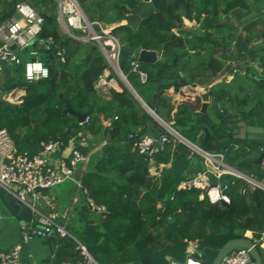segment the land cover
I'll list each match as a JSON object with an SVG mask.
<instances>
[{"label":"trees","instance_id":"16d2710c","mask_svg":"<svg viewBox=\"0 0 264 264\" xmlns=\"http://www.w3.org/2000/svg\"><path fill=\"white\" fill-rule=\"evenodd\" d=\"M29 1L45 17L40 38L52 40L51 48L43 49L41 56L50 73L37 82H29L25 75L26 57L18 64L1 61L0 128L7 129L18 153H37L42 141L61 140L67 146L72 138L78 144L81 136H87V144L80 148L93 154L82 175L83 196L71 211L67 228L93 257L101 264H170L172 259L180 260L186 251V239H198L204 253L231 239L246 237L247 232L252 238L261 239L264 189L232 174L220 178L211 175L213 184H228V205L211 204L207 196L201 198L197 188L178 189L183 179L203 171L205 165L198 152L172 135L163 151L155 155L156 164L164 166L152 174L138 142L147 134L161 135L167 129L122 81V90L111 88L109 94L102 93L96 84L109 64L100 47L93 41L63 36L54 0ZM84 1L80 0L81 5ZM261 2L176 0L146 17L136 29L114 24L113 32L121 44L122 71L141 98L192 143L207 151L224 153L228 164L264 183V167L258 170L256 163L264 149V138L251 135L242 139L233 132L241 119L264 126L257 109L264 104L257 96L264 98V82L253 77L256 93L238 82V72L229 82L224 79L214 83L222 73L234 71V63L228 62L231 55L238 54L239 58L260 65L264 62V46H250L251 38L258 37L259 32L264 36L257 29L261 18L246 26L251 32L247 38L237 34L230 21L241 23L252 9L264 12ZM90 4L113 16L103 20L105 23H114L130 12L137 0H97ZM0 5L1 22L14 8L9 0H0ZM87 16L91 21L100 20ZM185 18L200 22L203 33L185 27ZM233 43L237 51L228 55ZM206 45L213 52L203 54L200 48ZM143 49L158 52L156 59L140 60ZM219 51L222 54L217 56L215 52ZM136 60L147 74L145 81L139 71L133 70L132 61ZM188 84L206 85L209 99L198 93L194 99L181 96L173 101L167 95L172 90L184 94L182 88ZM16 88L26 91L21 102L3 98ZM67 104L89 116L90 121L81 123L75 114L66 112ZM88 196L107 207L104 219L90 209ZM51 237L55 255L42 264L76 263L84 258L73 237Z\"/></svg>","mask_w":264,"mask_h":264},{"label":"built area","instance_id":"2783aa9c","mask_svg":"<svg viewBox=\"0 0 264 264\" xmlns=\"http://www.w3.org/2000/svg\"><path fill=\"white\" fill-rule=\"evenodd\" d=\"M9 1L12 2L14 12L0 22V61L9 64L21 63L23 57L19 53L25 52L26 79L29 82H37L48 77L50 73V67L46 60L39 57V51L50 49L52 44L51 39L40 38L45 17L29 0ZM54 1L58 8L57 20L61 32L77 41L96 42L107 61L118 72L121 44L118 36L113 32V26L109 27L97 20L91 21L83 10L80 0ZM2 15L3 8L0 7V17ZM129 15L131 12L127 13L125 17ZM76 30H80L81 33H77ZM14 45L16 48H13ZM132 65L133 70L139 71L142 81H145L147 74L138 70V60L132 61ZM96 86L105 94H109L113 88L104 75L100 77ZM206 88L208 87L205 85L188 84L182 88V92L188 98L194 99L198 93H205ZM178 93L181 95L180 92ZM89 121L90 117L86 116L84 122L88 123ZM110 124L111 122L108 121L107 125ZM166 129V133L161 135L147 134L138 142L139 152L145 155L149 161V170L152 174L158 173L159 168L164 166L163 163L156 164L155 155L163 151L165 144L170 141L171 135L182 141L175 134L174 128ZM72 139L67 146H64L61 140L42 141L41 151L18 153L15 142L7 129L0 128V190H4L19 203L30 208L32 213L30 221L22 225L23 242H30L36 237L46 238L53 234L71 236L77 240L67 228L71 212L59 220L56 214L46 212L39 206L42 200H46L47 203L50 202L53 196L49 190L55 185L75 177L78 187L81 188L82 175L91 161L93 152L84 153L80 148V146L87 144V136H81L78 144L75 139ZM184 143L204 158L205 169L183 179L178 184V189H200L202 198L207 196L211 204H221L222 200L230 203V196L226 192L228 184L221 182L213 184L211 175L220 178L223 174H232L246 179L254 187L258 186L248 177L237 173L235 168L226 161L224 153L207 151L201 147L195 149L190 144ZM66 150H68L67 153H65ZM77 174H79L78 178H76ZM87 204L102 219L105 218L107 211L105 205L98 204L90 196L87 197ZM2 221L3 215L0 213V224ZM246 235L252 238L250 232H247ZM252 240L259 246L260 243H264V235L261 239L252 238ZM186 241L190 247V253L186 259L183 261L172 259L170 264H204L202 253H198L200 241L198 239H186ZM77 242L84 258L76 263L64 261L62 264H101L83 243L79 240ZM55 248L57 249V246ZM21 249V244H16L9 250L0 249V264H28L22 261ZM54 255L55 253L53 257ZM29 256H32L31 253ZM219 264L257 263L252 257L250 249L239 247L225 255Z\"/></svg>","mask_w":264,"mask_h":264},{"label":"crops","instance_id":"0c3cea01","mask_svg":"<svg viewBox=\"0 0 264 264\" xmlns=\"http://www.w3.org/2000/svg\"><path fill=\"white\" fill-rule=\"evenodd\" d=\"M258 18H261V21L264 19V12L259 13L257 15ZM257 17L249 20L247 23H241L240 25L242 26L240 31L237 34H240L241 36H243L244 38L247 37H251V32L250 30H248L246 28V26L248 24H251V22L255 19H257ZM195 22V20H193ZM192 21V22H193ZM192 22L189 19H184V25L185 27H187V24H191ZM197 22V21H196ZM199 23V22H198ZM193 28V27H190ZM236 28H238V24L236 23ZM257 29L260 30L262 33H264L262 24L260 23L257 26ZM259 36L255 37V38H251V43L250 46L252 45H258L264 46V36L259 32ZM237 51V47L234 46V43L231 45V47L229 48V50L227 51L228 55H231L232 52H236ZM236 57L238 59V54H235ZM250 63V65H253V67H255V71L252 73V76L257 78V79H261L264 77V66L263 63L260 65L256 62H253L250 59H247ZM258 66H261L260 69H258ZM246 72V71H244ZM236 73V72H235ZM235 73L233 72H225L222 73L221 75H219L216 80L214 81V83L220 82L221 77H226V81L229 82L231 81L234 76ZM243 73V71H242ZM228 74V75H226ZM245 74V73H244ZM243 74V75H244ZM106 79L108 80L109 84L113 86V88L117 89V90H122V87L120 85V82L122 81L120 75L118 74V72L115 69L112 68H108L105 70L104 74H103ZM224 80V79H223ZM123 82V81H122ZM246 89H248V87H246ZM250 91V90H248ZM171 92H174L171 91ZM175 93L178 94L177 91H175ZM255 93V92H254ZM257 109H259L260 113H261V118L264 119V104L263 105H258ZM260 118V116H259ZM242 120V119H241ZM240 120V121H241ZM238 121L236 123V127L238 128V123L240 122ZM234 128V129H235ZM250 136H248L247 138H249ZM244 139V138H242ZM68 150L65 151V153H67ZM234 168V167H233ZM236 169V168H235ZM80 174V173H79ZM79 174L76 175V178L79 177ZM75 178V177H74ZM72 178L67 180V186L69 187V191L67 195H62L63 197L66 196L68 198V203L67 202H61V200L54 194V190L53 187L52 189L49 190V193L52 194L53 198L51 200H53V205H52V209H55V214L58 216L59 220L63 219V216L68 215L71 211H73V208L75 207V205L77 204V202L82 198L83 196V191L81 190V188L78 187V184L76 182V180ZM76 186V187H75ZM12 197H7L6 201L4 202V204H0V206H6L8 207L9 210L7 215H4L1 211L0 213L3 215V221L6 218V220L11 219L13 220V223H10V221H6L0 224V235L3 234L4 239H0V249L2 250H9L12 247H14L16 244H21L22 249H21V258L22 261L28 264H42L44 262L45 259L52 257L53 256V252L54 249L52 248L51 245V236L43 238V237H36L35 239H33L30 242H23L22 240V225L24 223H28L30 221L31 218H26L24 216H21L18 212H16L13 207L11 205H9V200H11ZM67 203V205H65ZM61 211V212H60ZM43 239H46V241L44 242ZM31 253L32 256H29V254ZM31 259H33L31 261ZM32 262V263H31ZM53 264V263H51Z\"/></svg>","mask_w":264,"mask_h":264},{"label":"water","instance_id":"95a60500","mask_svg":"<svg viewBox=\"0 0 264 264\" xmlns=\"http://www.w3.org/2000/svg\"><path fill=\"white\" fill-rule=\"evenodd\" d=\"M175 1L176 0H149V1L137 0V5L130 9L131 15L124 17V18H121V19L115 21L114 23L113 22L105 23V25L112 27L114 24H126V25H129L132 28L136 29L143 22V20L146 17L153 14L154 12L159 13V10L162 7H164L170 3H173ZM258 14H259V11L257 9H252L251 12L248 13L247 15H245L241 21L242 22L249 21V20L257 17ZM261 24H262V27L264 30V19L261 21ZM13 48H16V45H14ZM157 54H158V52L147 51V50L143 49L141 51V54H140V60H155L157 57ZM263 66H264V62H263ZM138 70H141L140 65L138 66ZM118 74L120 75L123 83L135 95V97H137V99L143 104V106L162 125H164V127L169 128V129H173V127H171L170 124L165 122L137 93V91L134 89V87L129 82L127 76L122 71L121 63H119ZM260 82H264V77L260 79ZM201 94L205 100L209 99V91L208 90L205 93H201ZM65 111L72 113V114H75L81 123L84 122L85 114L78 112V111H75L73 109V107L71 106V104L66 105ZM174 132H175V134H177L181 138V140L183 142L190 144L195 149H200L199 146H197L196 144L192 143L190 140H188L187 138L182 136L175 129H174ZM233 132H234V136L237 138H247L248 136H251V135L252 136L257 135L259 137L264 138V126H262V125H251V124H248L244 120H241L238 123V128H235ZM256 163L258 165V170H262L264 167V149L261 152V154L259 155V157L257 158ZM235 170L237 171V173H240L243 176L248 177V179L254 181L255 183H257V185L259 187L264 189V183L263 182L258 181L257 179H255L251 176H248L245 173H243L237 169H235ZM228 204L229 203H227L223 200L221 201V205H228ZM9 205H11L13 207V209L16 212H18L21 216H24L26 218H31V216H32L31 209L25 205H22L16 199L12 198L11 200H9ZM239 247H245V248L250 249V253H251L252 257L255 259L256 263L257 264H264V260H263V257L260 253L258 246L255 244V242L252 240L251 237H247V236L231 239V240L227 241L222 247L217 248L216 249L217 254H216L212 264H219L225 255H227L229 252H231L234 249L239 248ZM204 250H205V248H204ZM167 258H168V260L172 259L171 256H167ZM55 262L56 261H54L53 264H55Z\"/></svg>","mask_w":264,"mask_h":264},{"label":"rangeland","instance_id":"374dc122","mask_svg":"<svg viewBox=\"0 0 264 264\" xmlns=\"http://www.w3.org/2000/svg\"><path fill=\"white\" fill-rule=\"evenodd\" d=\"M97 2V0H85L83 3H82V8H83V10L86 12V14L87 15H89L91 18L92 17H94V18H96V19H100L99 21H101V22H103V23H105L103 20H106V19H112L113 18V16L112 15H107V14H103L101 11H99V10H97L96 8H94V4H93V6H92V4H90L91 2ZM262 2H261V4H260V6L261 7H263L264 8V0H261ZM44 4H46V3H44ZM43 4V5H44ZM247 15V14H246ZM245 16V15H244ZM243 16V17H244ZM242 17V18H243ZM242 18H241V20H242ZM192 22V21H191ZM241 23H247L248 21H244V22H242V21H240ZM108 23V22H107ZM227 23V22H226ZM241 23H239V22H237V24H238V28L236 29V31H237V33L240 31V29H241ZM190 27H193V31H199L198 33H200V34H202L203 32L200 30V27H201V23L199 22H192V25L191 24H187V28H190ZM195 28V29H194ZM60 30H61V28H60ZM62 31V30H61ZM77 31V33H81V31L80 30H76ZM176 31H178V30H176ZM63 36L64 37H70V36H68L66 33H63ZM96 43V42H95ZM97 44V43H96ZM98 45V44H97ZM232 45V44H231ZM231 45H230V47H231ZM234 46H236L235 44H234ZM261 46H263V45H261ZM33 48V47H32ZM217 49V48H216ZM213 50V48L212 47H210V46H208V45H206L205 46V48H200V51H202V53L203 54H210L211 52H213L212 51ZM43 50H40L39 51V57H41L42 56V54H43ZM23 58H25L26 57V53L25 52H20L19 53ZM215 54L217 55V56H219V55H221L222 54V52L221 51H219V52H215ZM233 57H234V59H230V61H231V63L233 62L234 63V67H235V69H234V71H233V73H235V72H238V73H240V75H239V78H238V82L239 83H242L243 84V86H245V87H248V89H247V91L248 90H250L252 93H256V83L254 82V78H253V76H252V73L255 71V67H253V65H250V64H248V63H250L248 60H244V59H242V58H239V59H237V58H235L236 57V55H233ZM232 57V58H233ZM241 59V60H240ZM108 64H109V67L110 68H112V69H115L116 71H117V69L116 68H114L110 63H109V61H108ZM0 66H1V61H0ZM117 67V66H116ZM261 68V66H258V69H260ZM242 71H243V73H242ZM244 71H246V72H244ZM245 73V74H244ZM244 74V75H243ZM226 75H228V74H226ZM226 77H221V80H223V79H225ZM259 82H260V79H259ZM214 84V83H213ZM200 85H204V84H200ZM210 86V85H209ZM205 87H206V85H205ZM207 90H208V88H206ZM173 91V90H172ZM26 94V91H25V89H22V88H16L15 90H12L11 92H9V93H7V94H4L3 95V98H5V99H7L8 101H10V102H12V103H18V102H21L22 101V99H23V96ZM168 96H170V97H172V99H173V101H177V100H180L182 97L183 98H188L187 96H186V94H182V95H180L179 93L177 94V93H175V90H174V92H169L168 94H167ZM182 96V97H181ZM257 96H259V101L262 103H264V98H263V96L261 97L260 96V94H257ZM164 126V125H163ZM75 139V138H74ZM74 139H72V140H74ZM106 143V141H104V143L101 145V146H103L104 144ZM88 167V166H87ZM158 172H159V170H158ZM157 174V173H156ZM67 183L68 182H64V183H61V184H59V185H55L54 187H53V190H54V194L61 200V202H67L68 203V198L66 197V196H62V195H67L68 194V191H69V187L67 186ZM76 187V186H75ZM84 192V191H83ZM7 197H11L7 192H5L4 190H0V204H4V202L6 201V198ZM202 198V197H201ZM67 203L65 204V205H67ZM52 205H53V200H51L50 199V202H48L47 203V201L46 200H42L40 203H39V206H41L42 208H43V210L44 211H46V212H51V213H53V214H55L54 212H55V209H52L51 207H52ZM6 210H9L8 209V207H7V205L6 206H0V211L4 214V215H7V213H8V211H6ZM61 212V211H60ZM70 215L71 214H69V219H68V221L70 220ZM9 221H10V223H13V220H11V219H8ZM8 220H6V218L4 219V221L3 222H6V221H8ZM65 220V219H64ZM43 238H45V237H43ZM0 239H4V237H3V234L2 235H0ZM43 241L45 242L46 241V239H43ZM190 247H189V244L187 243V247H186V251H184V252H182V254L180 255V260H183V259H185L186 258V256L190 253V249H189ZM258 248H259V250H260V253H261V255H262V257H263V260H264V243H260L259 244V246H258ZM216 249L217 248H211V249H208L207 250V252H205L204 253V251H203V249H201V248H199L198 249V253L199 252H201L202 253V259L204 260V264H212V262H213V260H214V258H215V256H216V254H217V251H216ZM198 253H197V255H198ZM168 259V258H167ZM178 259V258H177ZM33 259H31V261H32ZM33 262V261H32ZM31 262V263H32ZM161 264H169V262L167 261V262H162Z\"/></svg>","mask_w":264,"mask_h":264},{"label":"flooded vegetation","instance_id":"af4514ba","mask_svg":"<svg viewBox=\"0 0 264 264\" xmlns=\"http://www.w3.org/2000/svg\"><path fill=\"white\" fill-rule=\"evenodd\" d=\"M230 21H231V23H233V27L236 28V23H237V21H236L235 19H231ZM220 25H221V24H220ZM235 45H236V44H235ZM232 56H233V55L229 56V59H228L229 61H228V62H231L230 59H234V57L232 58ZM238 59H239V58H238ZM240 60H241V59H240ZM246 60H247V59H246Z\"/></svg>","mask_w":264,"mask_h":264}]
</instances>
